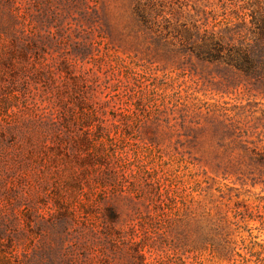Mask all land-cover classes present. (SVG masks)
Here are the masks:
<instances>
[{"label": "rangeland", "instance_id": "374dc122", "mask_svg": "<svg viewBox=\"0 0 264 264\" xmlns=\"http://www.w3.org/2000/svg\"><path fill=\"white\" fill-rule=\"evenodd\" d=\"M135 3L89 0V13H97L91 22L73 9L65 21L72 24L68 51H61L75 59L73 51L85 49L75 74L93 68L86 89L99 109L122 119L119 103L130 115L116 131L125 139L130 193L71 189L80 167L53 146L48 130L59 107L46 87L51 81L35 83L32 64L16 78L0 66V100L11 106L0 116V264H236L235 252L207 234L219 217L233 220L230 209L264 206L262 186L251 187L242 158L250 142L264 147V87L188 53L151 54V39L132 17ZM254 8V0H168L164 9L173 26L223 32L250 26ZM167 42L181 47L171 34L159 44ZM260 226L249 224L264 244ZM232 237L244 254L240 237Z\"/></svg>", "mask_w": 264, "mask_h": 264}, {"label": "trees", "instance_id": "16d2710c", "mask_svg": "<svg viewBox=\"0 0 264 264\" xmlns=\"http://www.w3.org/2000/svg\"><path fill=\"white\" fill-rule=\"evenodd\" d=\"M167 1L136 0L132 11L133 20L139 29L146 32L144 39H151L146 47L151 54L166 53L169 56L170 53H188L199 62L235 73L254 87H264V0H254L256 8L249 14L250 26L243 22L235 28L227 26L223 32H201L195 24L193 28L186 24L171 25L164 9ZM73 9H80L82 19L90 22L97 15L96 12L89 13V9H92L89 0H0V66L6 70L2 74L16 78L19 73L31 71L24 65L32 64L31 77L35 78V83L45 78L51 81V86L48 84L46 87H51L53 99L56 100L53 104L57 102L59 109L54 127L47 130L53 131V146L61 153V159L74 160L80 167L76 178L69 180L71 189H82L87 185L89 189L98 186L105 194L130 193L132 188L124 185L127 177L126 156L120 147L125 139L116 136L120 125L128 126L130 115L123 114L119 103L114 108L121 111L122 119H118L114 112L111 113L112 118H108V114L99 109L95 96L86 89L85 75L93 74V68L80 75L75 74L78 61L85 60V49L74 50L75 59L61 52L68 51L72 24H65V21L66 14ZM239 19L245 20V16ZM170 34L181 47L171 49L170 46H175V43L167 42L164 43L165 51L159 42ZM56 52L60 53L58 57L54 56ZM10 107L8 100H0V116H7ZM233 127L239 131V137L247 135V132L243 135L239 123L233 124ZM250 143L253 147L244 148L242 158L247 160L251 187L261 185L264 192V147L260 148L256 142ZM149 185L157 186L158 182L152 180ZM217 191L221 193V190ZM210 198L213 203L222 201L215 199L214 195H210ZM221 205L219 203L218 208ZM244 207V210L240 206L233 209L228 207L233 213V220L226 215L219 217L217 227H211L209 230L213 232L208 231L207 235L212 236L209 239L218 241L223 249L235 252L234 255L238 257L236 264H264V244L257 242L258 237L252 236L253 228H249L250 222L257 221L261 226L255 230L264 232V206L259 203ZM220 211L217 213L220 214ZM108 215L114 217V211L109 210ZM0 232H3L1 224ZM243 233L248 234L247 238H243ZM234 234L240 237L244 254L235 251L237 243L232 240ZM203 238L208 239L206 236Z\"/></svg>", "mask_w": 264, "mask_h": 264}]
</instances>
